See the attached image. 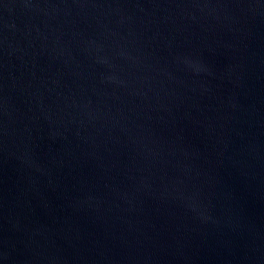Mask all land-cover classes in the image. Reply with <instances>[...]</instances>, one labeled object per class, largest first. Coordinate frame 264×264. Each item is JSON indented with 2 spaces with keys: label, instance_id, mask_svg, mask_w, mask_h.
<instances>
[{
  "label": "water",
  "instance_id": "1",
  "mask_svg": "<svg viewBox=\"0 0 264 264\" xmlns=\"http://www.w3.org/2000/svg\"><path fill=\"white\" fill-rule=\"evenodd\" d=\"M0 264H264V0H0Z\"/></svg>",
  "mask_w": 264,
  "mask_h": 264
}]
</instances>
